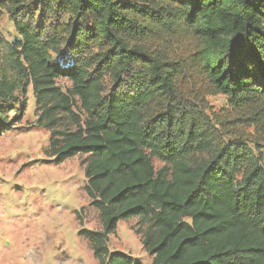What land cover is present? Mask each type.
I'll list each match as a JSON object with an SVG mask.
<instances>
[{
    "label": "trees",
    "instance_id": "16d2710c",
    "mask_svg": "<svg viewBox=\"0 0 264 264\" xmlns=\"http://www.w3.org/2000/svg\"><path fill=\"white\" fill-rule=\"evenodd\" d=\"M0 9L18 34L0 30V136L16 129L31 86L45 153L56 164L87 155L84 190L102 229L78 234L98 264H144L109 247L135 217L150 264H264V0ZM216 94L227 97L220 111L207 101Z\"/></svg>",
    "mask_w": 264,
    "mask_h": 264
},
{
    "label": "rangeland",
    "instance_id": "374dc122",
    "mask_svg": "<svg viewBox=\"0 0 264 264\" xmlns=\"http://www.w3.org/2000/svg\"><path fill=\"white\" fill-rule=\"evenodd\" d=\"M0 30L10 41L18 37L1 9ZM57 83L64 91L72 88L67 78ZM197 83L203 86L202 79ZM23 99L25 108L16 129L0 136V264H98L88 241L78 234L81 228L102 229L84 190L87 155L54 163L55 157L45 153L50 134L37 123L31 86ZM207 101L216 111L227 106L223 94L208 95ZM21 106L8 108L10 120L17 118ZM75 110L80 113L78 107ZM152 161L156 169L164 165L156 157ZM138 227L137 217L120 221L109 247L150 264L141 234L134 231Z\"/></svg>",
    "mask_w": 264,
    "mask_h": 264
}]
</instances>
